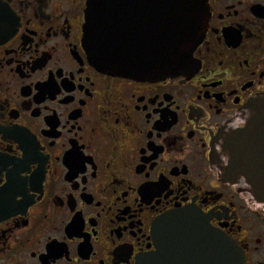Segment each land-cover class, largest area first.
Instances as JSON below:
<instances>
[{
	"label": "flooded vegetation",
	"instance_id": "flooded-vegetation-1",
	"mask_svg": "<svg viewBox=\"0 0 264 264\" xmlns=\"http://www.w3.org/2000/svg\"><path fill=\"white\" fill-rule=\"evenodd\" d=\"M205 6L188 72L133 79L90 62L87 0H0V264H136L188 209L264 264V198L226 152L264 101V0Z\"/></svg>",
	"mask_w": 264,
	"mask_h": 264
},
{
	"label": "water",
	"instance_id": "water-1",
	"mask_svg": "<svg viewBox=\"0 0 264 264\" xmlns=\"http://www.w3.org/2000/svg\"><path fill=\"white\" fill-rule=\"evenodd\" d=\"M140 0H87L83 46L100 71L133 79L166 78L188 72L204 37L205 0H142L144 11L125 10ZM143 36V42H140ZM245 129L226 143L229 169L243 176L264 198V171H257L253 150L264 145V101ZM155 251L136 264H240L239 251L214 232L194 210L168 214L151 230Z\"/></svg>",
	"mask_w": 264,
	"mask_h": 264
}]
</instances>
